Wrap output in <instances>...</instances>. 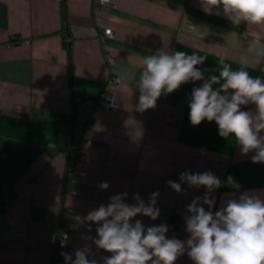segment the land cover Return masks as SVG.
<instances>
[{
	"label": "crops",
	"instance_id": "obj_1",
	"mask_svg": "<svg viewBox=\"0 0 264 264\" xmlns=\"http://www.w3.org/2000/svg\"><path fill=\"white\" fill-rule=\"evenodd\" d=\"M215 12H206L200 0H111L99 8L94 0H0V264H66L61 253L75 259V250L86 246L89 258L103 264L111 254L88 239L97 237V225L89 231L83 218L122 193L131 205L134 195L147 204L158 191L159 217L137 215L131 222L166 224L167 238L186 241V207L206 189L181 182L185 171H211L222 181L211 194L213 213L230 194L264 199V163L252 162L255 153L242 155L214 121L191 125V91L204 81L162 94L155 108L136 107L143 59L161 49L204 57L197 67L209 70L205 79L219 75L221 58L234 70L245 59L249 74L264 78V58L249 46L252 40L264 47V25L237 27ZM113 73L122 79L118 87L108 85ZM105 94L119 102L118 110L97 106ZM229 175L239 189L224 186ZM103 182L107 190L99 187ZM6 189L13 198L9 209ZM71 222L79 229L59 250L60 225ZM175 264L193 261L186 251Z\"/></svg>",
	"mask_w": 264,
	"mask_h": 264
},
{
	"label": "clouds",
	"instance_id": "obj_2",
	"mask_svg": "<svg viewBox=\"0 0 264 264\" xmlns=\"http://www.w3.org/2000/svg\"><path fill=\"white\" fill-rule=\"evenodd\" d=\"M203 9L211 14L223 15L234 26L264 25V0H200ZM250 50L255 48L258 58H264V47L256 48L249 41ZM205 58L185 51L169 52L163 49L143 59L136 86L139 89L138 111L156 107L162 94H171L181 85L204 81L191 91L188 107L192 126L203 121L215 122L219 135L234 139L242 155L251 152L253 163H264V78L253 77L246 70L247 60L233 69L220 59L219 75L205 79L197 65ZM261 60L258 59L257 63ZM223 81V82H222ZM213 85H219L213 88ZM254 105V110H242V106ZM180 181L189 187H204L203 197L194 198L186 207V241L167 238L169 226L161 224L145 228L140 220L131 221L137 215L156 220L160 215L156 207L159 192H153L147 204L137 194L135 204L124 201L127 193L110 197L107 205L101 204L83 218L84 222L97 225V237H88L98 249L110 256L103 257V264H175L187 251L193 264H264V199L255 193L244 192L238 198L230 194L222 207L213 213L215 198L211 195L222 186V181L211 171L180 174ZM175 192L182 191L181 183L166 182ZM224 186L239 189L240 185L229 175ZM107 190L109 184L99 185ZM203 205L208 206L205 210ZM89 249H77L75 259L61 253L66 264H99L89 258Z\"/></svg>",
	"mask_w": 264,
	"mask_h": 264
},
{
	"label": "built area",
	"instance_id": "obj_3",
	"mask_svg": "<svg viewBox=\"0 0 264 264\" xmlns=\"http://www.w3.org/2000/svg\"><path fill=\"white\" fill-rule=\"evenodd\" d=\"M110 3H111V0H94V7L99 8L101 5H108ZM105 35L108 37H113V35H114L113 30L112 29L105 30ZM106 61L109 65L114 64V61H115L114 55L112 53H108L106 55ZM121 82H122L121 77L119 75L113 73L110 76V79L108 81V85L118 87V86H120ZM80 105L82 107H85V106H87V102L81 101ZM97 106H99L100 108L105 109V110L116 111L119 109L120 104H119V102H117L115 100V98L105 94L97 102ZM91 143L92 142L90 140L86 141V144H91ZM77 158L79 160H83L85 158V155L79 153V154H77ZM76 172L79 173L80 175H85L83 172H80V171H76ZM12 200H13V198L11 197L10 190L6 189L4 192V197H3L5 209L10 208V206L12 204ZM78 229H79L78 224L72 223V222L71 223H62L60 225L58 243H57V247L59 250H63L67 247L70 233L72 231L78 230Z\"/></svg>",
	"mask_w": 264,
	"mask_h": 264
},
{
	"label": "trees",
	"instance_id": "obj_4",
	"mask_svg": "<svg viewBox=\"0 0 264 264\" xmlns=\"http://www.w3.org/2000/svg\"><path fill=\"white\" fill-rule=\"evenodd\" d=\"M64 16H65V14H64ZM66 18V17H65Z\"/></svg>",
	"mask_w": 264,
	"mask_h": 264
}]
</instances>
